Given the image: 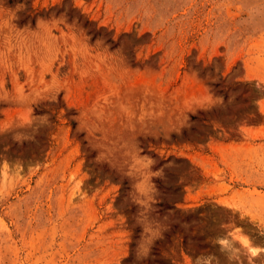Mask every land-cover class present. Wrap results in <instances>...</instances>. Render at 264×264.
<instances>
[{
	"label": "rangeland",
	"instance_id": "rangeland-1",
	"mask_svg": "<svg viewBox=\"0 0 264 264\" xmlns=\"http://www.w3.org/2000/svg\"><path fill=\"white\" fill-rule=\"evenodd\" d=\"M0 264H264V0H0Z\"/></svg>",
	"mask_w": 264,
	"mask_h": 264
},
{
	"label": "trees",
	"instance_id": "trees-1",
	"mask_svg": "<svg viewBox=\"0 0 264 264\" xmlns=\"http://www.w3.org/2000/svg\"><path fill=\"white\" fill-rule=\"evenodd\" d=\"M13 0H6V2L7 3H11ZM69 17H70V15L68 14V13H66ZM78 20V19H77ZM32 22V21H31ZM87 24V20H84V21H82V25L83 26H85ZM90 30H88V32H89ZM96 35H98V32L97 31H94V32H92L91 33V38H93L94 36H96ZM106 41H110L109 40V38H107L106 39ZM191 118H193L192 116H191Z\"/></svg>",
	"mask_w": 264,
	"mask_h": 264
}]
</instances>
